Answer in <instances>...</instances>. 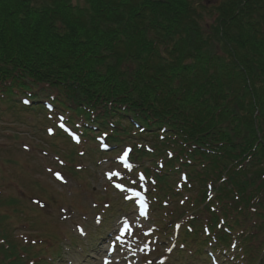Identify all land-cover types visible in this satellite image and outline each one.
Segmentation results:
<instances>
[{
  "label": "trees",
  "instance_id": "1",
  "mask_svg": "<svg viewBox=\"0 0 264 264\" xmlns=\"http://www.w3.org/2000/svg\"><path fill=\"white\" fill-rule=\"evenodd\" d=\"M45 101L131 147L180 255L264 264V0H0V102Z\"/></svg>",
  "mask_w": 264,
  "mask_h": 264
},
{
  "label": "rangeland",
  "instance_id": "2",
  "mask_svg": "<svg viewBox=\"0 0 264 264\" xmlns=\"http://www.w3.org/2000/svg\"><path fill=\"white\" fill-rule=\"evenodd\" d=\"M32 115L0 102V264H104L103 250L114 252L113 264H232L215 255L207 261L180 255L171 240L162 241L164 234H155L163 232L158 221L165 211L146 196L149 212L139 213L136 195L143 185L130 173L131 161L119 159L124 144L112 156L92 152L97 144L79 156L74 149L81 147L57 128L53 136L46 130L51 123ZM109 173L119 175L110 179ZM105 201L111 208L95 219ZM125 222L128 230L121 231Z\"/></svg>",
  "mask_w": 264,
  "mask_h": 264
},
{
  "label": "snow or ice",
  "instance_id": "3",
  "mask_svg": "<svg viewBox=\"0 0 264 264\" xmlns=\"http://www.w3.org/2000/svg\"><path fill=\"white\" fill-rule=\"evenodd\" d=\"M51 131H52V130L49 129V132H51ZM73 138L78 139V138H76V137H73ZM129 151H130V150H125L124 153H123V155L120 156L119 159L122 160V161H125V162H126V158L128 157V153H129ZM170 155H171V154H170ZM127 166L130 167V165H127ZM49 171H50V172H53L52 169H49ZM53 175H54L57 179H59V180H63V179H64V177L61 175V173H60L59 171H55V172H53ZM108 175H109V178L111 179V177H112L113 175H119V173H109ZM141 179H143V176H141ZM117 187H122V185H117ZM177 227H179V225H177ZM125 230H128L127 222H125V227H124V229H121V231H125ZM116 239L119 240L120 237L117 236ZM169 251H171V249H169Z\"/></svg>",
  "mask_w": 264,
  "mask_h": 264
},
{
  "label": "bare ground",
  "instance_id": "4",
  "mask_svg": "<svg viewBox=\"0 0 264 264\" xmlns=\"http://www.w3.org/2000/svg\"><path fill=\"white\" fill-rule=\"evenodd\" d=\"M106 251L104 252V250H103V252H101V258H104V257H106V256H108V257H111L109 260H108V264H110L111 262L113 263V262H115L116 261V259H115V257H114V252L112 251V252H108L106 255Z\"/></svg>",
  "mask_w": 264,
  "mask_h": 264
}]
</instances>
